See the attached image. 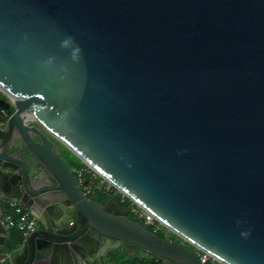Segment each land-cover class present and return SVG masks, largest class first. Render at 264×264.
I'll use <instances>...</instances> for the list:
<instances>
[{
  "label": "water",
  "instance_id": "1",
  "mask_svg": "<svg viewBox=\"0 0 264 264\" xmlns=\"http://www.w3.org/2000/svg\"><path fill=\"white\" fill-rule=\"evenodd\" d=\"M0 93V202L36 219L0 264H264V0H0Z\"/></svg>",
  "mask_w": 264,
  "mask_h": 264
},
{
  "label": "built area",
  "instance_id": "2",
  "mask_svg": "<svg viewBox=\"0 0 264 264\" xmlns=\"http://www.w3.org/2000/svg\"><path fill=\"white\" fill-rule=\"evenodd\" d=\"M3 98L9 101L7 96L1 93ZM8 119V114L5 110L0 109V127H3ZM77 180L87 179L85 184H80L83 194L87 198L93 197L96 193H101L106 197L115 200L119 205L125 206L128 209L129 215L136 221L142 222L151 232L163 233L165 239L177 240L184 244L179 237L172 233L164 224L157 220L152 214L130 200L124 193L112 186L105 179L89 167L81 169H73ZM6 214L0 218V225L3 229L10 230L12 228L25 237L36 226V219L27 210L23 209L17 202L8 200L6 202ZM194 254L202 264H227L220 259L206 253L198 248L194 250Z\"/></svg>",
  "mask_w": 264,
  "mask_h": 264
},
{
  "label": "rangeland",
  "instance_id": "3",
  "mask_svg": "<svg viewBox=\"0 0 264 264\" xmlns=\"http://www.w3.org/2000/svg\"><path fill=\"white\" fill-rule=\"evenodd\" d=\"M1 97H5L0 93ZM64 149V148H63ZM63 158L66 160V162L69 164V166L72 169H81V168H87V166L76 156H74L70 151L67 149H64L63 151ZM162 236H165L163 233H161Z\"/></svg>",
  "mask_w": 264,
  "mask_h": 264
},
{
  "label": "flooded vegetation",
  "instance_id": "4",
  "mask_svg": "<svg viewBox=\"0 0 264 264\" xmlns=\"http://www.w3.org/2000/svg\"><path fill=\"white\" fill-rule=\"evenodd\" d=\"M56 150L59 151L60 154H61V156L63 157V151H64V149H62V148H60V147H57ZM23 158H24V160L28 163V165H29L30 167H34V166H35V162H34L30 157H28L27 155H25ZM91 199H94V200H96V201H98V202H100V203H104V202H101V201H99V200H97V199H95V198H92V197H91ZM118 205H119V204H118ZM129 217H130V215H129ZM130 218H131V217H130ZM173 241L178 242L177 240H173ZM143 258L150 259V258H148V257H146V256H144ZM150 262H151V263H149V261H147L146 264H156V263H155L154 261H152V260H150ZM152 262H153V263H152Z\"/></svg>",
  "mask_w": 264,
  "mask_h": 264
},
{
  "label": "crops",
  "instance_id": "5",
  "mask_svg": "<svg viewBox=\"0 0 264 264\" xmlns=\"http://www.w3.org/2000/svg\"><path fill=\"white\" fill-rule=\"evenodd\" d=\"M0 204H1V202H0ZM6 203H4L3 205L1 204V206H0V212H1V209L3 210V213H2V216L4 215V214H6V212H7V210H6ZM1 216V217H2ZM10 232L11 233H16L17 232V229H15V228H13V229H11L10 230ZM141 257V256H140ZM147 261H149V263H151L150 262V259H146V258H143V257H141L140 259H138L137 260V262L135 263V264H146L147 263ZM153 263V262H152ZM116 264H121V261L119 260H117L116 261Z\"/></svg>",
  "mask_w": 264,
  "mask_h": 264
},
{
  "label": "clouds",
  "instance_id": "6",
  "mask_svg": "<svg viewBox=\"0 0 264 264\" xmlns=\"http://www.w3.org/2000/svg\"><path fill=\"white\" fill-rule=\"evenodd\" d=\"M71 41H72V38H68V39L64 40L62 42V47H65V48L68 47L69 44L71 43ZM79 52H80V49L78 47L74 48L72 53H71V58L73 60H76L78 58V53ZM49 63H51V60H49ZM245 235H247V234H245Z\"/></svg>",
  "mask_w": 264,
  "mask_h": 264
},
{
  "label": "trees",
  "instance_id": "7",
  "mask_svg": "<svg viewBox=\"0 0 264 264\" xmlns=\"http://www.w3.org/2000/svg\"><path fill=\"white\" fill-rule=\"evenodd\" d=\"M92 198H95L101 202H106L107 199H109V197L104 196L101 193H96ZM13 234H17V235H21L18 231L16 233ZM157 235H159L160 237L164 238V236H162L160 233H157ZM22 236V235H21Z\"/></svg>",
  "mask_w": 264,
  "mask_h": 264
},
{
  "label": "bare ground",
  "instance_id": "8",
  "mask_svg": "<svg viewBox=\"0 0 264 264\" xmlns=\"http://www.w3.org/2000/svg\"><path fill=\"white\" fill-rule=\"evenodd\" d=\"M12 229H13V228H12ZM10 230H11V229H10ZM10 230H9V231H10Z\"/></svg>",
  "mask_w": 264,
  "mask_h": 264
}]
</instances>
